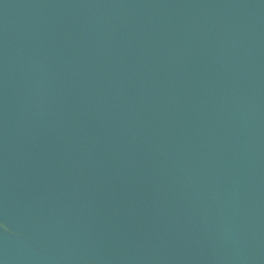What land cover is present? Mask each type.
<instances>
[{"label": "water", "instance_id": "obj_1", "mask_svg": "<svg viewBox=\"0 0 264 264\" xmlns=\"http://www.w3.org/2000/svg\"><path fill=\"white\" fill-rule=\"evenodd\" d=\"M0 264H264V0H0Z\"/></svg>", "mask_w": 264, "mask_h": 264}]
</instances>
